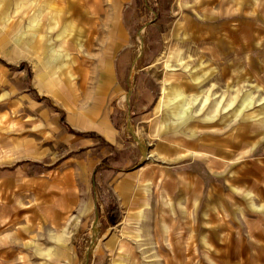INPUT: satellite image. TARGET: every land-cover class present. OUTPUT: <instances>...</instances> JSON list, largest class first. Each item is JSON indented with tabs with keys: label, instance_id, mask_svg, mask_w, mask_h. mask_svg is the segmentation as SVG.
<instances>
[{
	"label": "rangeland",
	"instance_id": "374dc122",
	"mask_svg": "<svg viewBox=\"0 0 264 264\" xmlns=\"http://www.w3.org/2000/svg\"><path fill=\"white\" fill-rule=\"evenodd\" d=\"M179 1L0 0V264H264V17Z\"/></svg>",
	"mask_w": 264,
	"mask_h": 264
},
{
	"label": "crops",
	"instance_id": "0c3cea01",
	"mask_svg": "<svg viewBox=\"0 0 264 264\" xmlns=\"http://www.w3.org/2000/svg\"><path fill=\"white\" fill-rule=\"evenodd\" d=\"M203 2L205 4V12H206L205 15L209 18H211V17L222 18V20H225V21H221V25H224L225 27L228 25L229 26L232 25V22L229 21V19L235 18V19H241L242 20V22H239L236 25V27L230 28L231 30H229V34H231V35H237V34H241V33H243V34L244 33L245 34L254 33L253 29L255 26H254L252 20L258 19V18L260 19V17H264V16L260 15V11L262 10V6L259 7L258 14H256L257 13L256 4L260 5L261 3H264V0H203ZM171 3H172V7L171 8H170V6L168 7V12H167L168 16H173L174 14H176L177 9H179L181 6L179 0H171ZM207 4H217L218 7L216 6V8H218V11H220V14H218V15L215 13L214 14H212V13L208 14V11H206ZM224 11H227V13H224ZM230 11H232V13H230ZM236 11H237V13H234ZM170 30H171L170 34L172 35V29H170ZM105 46L106 45L102 46L98 50V52H96L94 57H100L99 55H101L102 59H104L107 56V48H108ZM107 46H108V44H107ZM167 48H168V46H167ZM91 67L94 69V73H96L95 78L99 81L100 85H101V83H103L104 86L108 85L105 83L110 78L108 63H106V62L104 63L103 61L102 62L97 61V62L93 63V65ZM162 87H160V89H159V96H158L156 103H158L159 100L165 96L164 94L166 92L165 89H166L167 85H163ZM38 90L41 92H49V93L55 94V92H53L52 90H49V89L38 88ZM163 92H164V94H163ZM160 93L162 94V96ZM205 97H206L205 94H204V96L201 97V100L199 101L200 106L196 108L198 111H200L202 109L201 105H203L206 102V100H208V97H206V98ZM225 108L226 107H224V109ZM214 109H215L214 107L206 108L205 114L210 116V114L212 113V110L214 112ZM204 121H206V120H204ZM106 132H107L106 137L111 138L110 133L108 131H106ZM68 179L70 182H76L79 180V176L74 174V172H71L68 175ZM121 184L122 183L119 182V183H117V186H120ZM121 199L124 201L126 199L125 195L124 196L121 195ZM125 216H126V214L120 220V223L122 225L126 224ZM22 232L27 233L28 230L24 229V230H22Z\"/></svg>",
	"mask_w": 264,
	"mask_h": 264
},
{
	"label": "bare ground",
	"instance_id": "6f19581e",
	"mask_svg": "<svg viewBox=\"0 0 264 264\" xmlns=\"http://www.w3.org/2000/svg\"><path fill=\"white\" fill-rule=\"evenodd\" d=\"M162 87V86H161ZM163 88V87H162ZM162 91V90H161ZM161 94V93H160ZM163 94H164V92H163ZM161 96H162V94H161ZM206 98V97H205ZM199 109V108H198Z\"/></svg>",
	"mask_w": 264,
	"mask_h": 264
}]
</instances>
